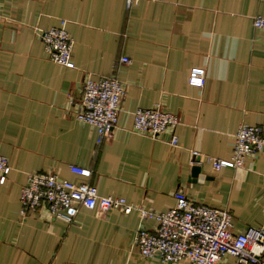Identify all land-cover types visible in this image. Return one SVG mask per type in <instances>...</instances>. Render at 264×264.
I'll use <instances>...</instances> for the list:
<instances>
[{
	"label": "crops",
	"instance_id": "obj_1",
	"mask_svg": "<svg viewBox=\"0 0 264 264\" xmlns=\"http://www.w3.org/2000/svg\"><path fill=\"white\" fill-rule=\"evenodd\" d=\"M256 15H264V0H141L129 10L125 0H0V155L11 168L0 185V264H160L138 253L137 231L155 225L136 212L76 207L71 222L45 208L23 215L21 189L35 173L157 212L182 191L226 210L234 235L264 231V153L219 171L206 160L229 159L240 126L264 130V31L252 26ZM61 20L74 69L53 63L35 34ZM192 68L204 69L202 88L188 85ZM86 76H116L125 87L117 125L100 145L73 115ZM157 104L178 118L177 147L168 133L152 140L132 131L133 113Z\"/></svg>",
	"mask_w": 264,
	"mask_h": 264
},
{
	"label": "built area",
	"instance_id": "obj_2",
	"mask_svg": "<svg viewBox=\"0 0 264 264\" xmlns=\"http://www.w3.org/2000/svg\"><path fill=\"white\" fill-rule=\"evenodd\" d=\"M141 0H125L129 10ZM252 26L264 31V15L252 18ZM35 34L43 45L48 58L56 65L74 69L72 61L73 39L66 31V21L58 27ZM126 57L119 63L128 64ZM205 71L192 68L188 85L202 88ZM124 85L116 76L97 80L86 76L77 101H71L77 121L92 127L96 133V145L112 136L117 125ZM178 118L160 105L138 109L133 113L132 131L152 140L168 133L167 143L177 147L176 128ZM264 153V130L254 126H240L234 135V145L229 159L207 158L214 171L242 167L248 156ZM72 174L89 179L92 172L83 167L70 166ZM11 168L0 155V185L6 182ZM175 205L163 212L134 206L124 198L100 196L96 188L87 183L74 184L53 174L35 173L27 177L21 189L20 204L23 215L45 208L53 219L71 222L76 207L93 211H118L124 215L136 212L141 220L154 222L152 229H139L135 246L140 257L160 264H218L224 257L236 259V264H264V231L248 228L243 234H232V219L226 210L209 208L189 200L182 191L174 193Z\"/></svg>",
	"mask_w": 264,
	"mask_h": 264
},
{
	"label": "water",
	"instance_id": "obj_3",
	"mask_svg": "<svg viewBox=\"0 0 264 264\" xmlns=\"http://www.w3.org/2000/svg\"><path fill=\"white\" fill-rule=\"evenodd\" d=\"M195 172L197 173V172H198V169H194V170H193V174H194V175L196 174Z\"/></svg>",
	"mask_w": 264,
	"mask_h": 264
}]
</instances>
